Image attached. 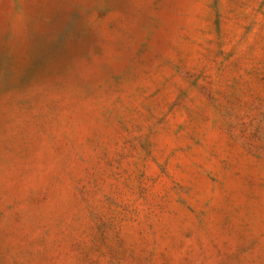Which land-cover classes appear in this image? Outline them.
Returning a JSON list of instances; mask_svg holds the SVG:
<instances>
[{
  "label": "rangeland",
  "instance_id": "374dc122",
  "mask_svg": "<svg viewBox=\"0 0 264 264\" xmlns=\"http://www.w3.org/2000/svg\"><path fill=\"white\" fill-rule=\"evenodd\" d=\"M0 264H264V0H0Z\"/></svg>",
  "mask_w": 264,
  "mask_h": 264
}]
</instances>
